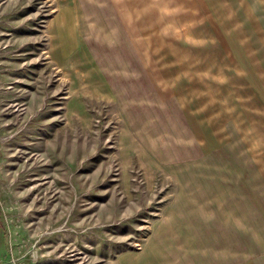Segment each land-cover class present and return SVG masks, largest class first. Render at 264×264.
<instances>
[{"label": "rangeland", "instance_id": "374dc122", "mask_svg": "<svg viewBox=\"0 0 264 264\" xmlns=\"http://www.w3.org/2000/svg\"><path fill=\"white\" fill-rule=\"evenodd\" d=\"M0 264H264V0H0Z\"/></svg>", "mask_w": 264, "mask_h": 264}]
</instances>
